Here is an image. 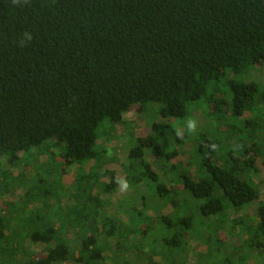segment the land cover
Returning <instances> with one entry per match:
<instances>
[{"label":"trees","instance_id":"16d2710c","mask_svg":"<svg viewBox=\"0 0 264 264\" xmlns=\"http://www.w3.org/2000/svg\"><path fill=\"white\" fill-rule=\"evenodd\" d=\"M258 68L264 0H0V264H130L135 252L177 264L192 222L171 218L182 193L201 201L197 228L235 211L228 228L262 253L264 80L249 79ZM145 109L156 120L121 135V177L114 126ZM198 109L214 130L189 131ZM187 141L195 170L176 174ZM119 180L130 187L114 207ZM256 201L255 219L243 215ZM160 222L171 237L147 234Z\"/></svg>","mask_w":264,"mask_h":264},{"label":"rangeland","instance_id":"374dc122","mask_svg":"<svg viewBox=\"0 0 264 264\" xmlns=\"http://www.w3.org/2000/svg\"><path fill=\"white\" fill-rule=\"evenodd\" d=\"M249 79H253L259 83L262 82L264 80V68H258L257 70L253 71L250 74ZM147 109H145L144 111L146 114V115L143 114L144 117L142 115L133 116L131 114H128L124 117L122 122L114 126V131H115L114 133L118 138L113 140L111 145L112 149L109 153L110 155H114L113 167L115 171L120 172L121 177H124V174H122L123 171L121 169V166L125 163L126 155L128 153V147H127L128 143L126 137H122L121 135L124 132L126 133L129 130H131V128H136V129L143 128L146 124L145 120L146 121H151L153 119L156 120L155 115H153L154 112H148ZM205 114H206L205 109L204 110L198 109L197 111L193 112V116L196 119L195 129L200 132H203L205 129H210V130L215 129V124L213 123V121L209 120ZM176 125H181V123L177 122ZM135 145L136 142L133 141L131 143V147ZM181 147H182L180 149L181 152H179L180 154L171 160V163L175 164L177 167L172 170L169 166V169H171L172 172L176 171L177 174L183 168H188L190 171V175H192L193 171L195 170V167L193 165L192 160L189 158L188 153L192 152L194 143L192 141H187ZM156 171L158 174L160 173V171L158 170ZM130 173L131 175H135V172H133L132 170H130ZM52 178H54L55 179L54 181L58 183V178L56 176L53 175ZM62 179L65 185L68 186L69 185L68 183L71 180V176H69V174H64ZM256 180L261 181L260 188L264 190V170H261L260 173H257ZM22 185L23 183L19 184L18 186L13 183L10 185V187L11 189H13L15 187L18 188ZM135 187L136 188L140 187L143 189V185L138 187L135 186ZM153 189L154 187H152L151 185L148 186L146 192L147 194L151 193L149 196L154 195ZM125 195L123 192L120 191L116 196H114L112 202L114 207L116 201L119 202L125 201L126 199ZM179 196L180 195H178V197ZM178 200H179L178 211H176L172 215L171 217L172 220L176 219L177 221L180 216L184 218L183 216H185V214L188 213L189 215H191L192 222H190L191 228L188 229V231H186L184 236L186 240V244L185 245L182 244L181 246L183 247L185 253L183 254V257L179 259V262L177 264H264V249L262 253H259L258 250L256 249L246 247L243 244V242L247 240V233L240 226L238 227L236 226L235 229L233 230L231 228H228L229 227L228 221L231 220L232 216L240 217L241 214L236 213L235 211H230L228 215H224L226 219L225 223L224 222L220 223L218 227L215 224H209L210 228H204V227L197 228L196 222H197L198 214L196 213V210H197V205H199L201 201L193 200V198L186 195V193H182V196L180 197V199L178 198ZM258 205H259L258 201L249 204L247 209L244 211L243 215L251 216L253 217V219H255ZM165 209L167 213L169 212L171 213L172 211V208H170L169 206L166 207ZM154 216L155 215H153L152 217ZM198 221L200 222V219H198ZM219 221L220 222L222 221V217L215 219V222L219 223ZM161 223L163 224V222H160V224L157 225L153 231L151 230L147 234L150 237L155 236L156 238H161L164 236L166 238L171 237V235L174 233V230L166 231ZM132 225L135 226L134 223ZM132 225L129 224L130 227H132ZM138 225L142 226L143 223H140ZM210 230L216 232L218 236V241H220L222 245L216 242V240H214V236L210 235L212 234ZM138 236L139 235L132 236L130 239L131 242L135 243V241L138 239ZM208 236L210 239L207 238ZM148 248L149 247L147 246L144 249V251H142L141 255H143L144 252L148 251ZM174 250L176 251V249ZM150 253L153 254V256L151 254L150 255L155 259V261H162V259H160V257L158 256L159 254L158 252L153 251ZM239 255L242 257V259L238 260L237 258ZM139 256L137 252H135L134 254L133 253L128 254L126 258L130 260L129 261L130 264H145V261H143L144 257L142 256L139 257ZM243 260H245L244 263H242Z\"/></svg>","mask_w":264,"mask_h":264},{"label":"clouds","instance_id":"9594fccd","mask_svg":"<svg viewBox=\"0 0 264 264\" xmlns=\"http://www.w3.org/2000/svg\"><path fill=\"white\" fill-rule=\"evenodd\" d=\"M28 39H31V37L28 36ZM187 127H188L189 131H194L195 130V121L189 120L187 122ZM177 135L179 136L180 133L178 132ZM117 184H118L121 192H126L129 190L130 185L128 184V182L126 180H119V181H117Z\"/></svg>","mask_w":264,"mask_h":264},{"label":"crops","instance_id":"0c3cea01","mask_svg":"<svg viewBox=\"0 0 264 264\" xmlns=\"http://www.w3.org/2000/svg\"><path fill=\"white\" fill-rule=\"evenodd\" d=\"M138 187V186H137ZM135 189H137V190H142V188H140V187H138V188H136V187H134Z\"/></svg>","mask_w":264,"mask_h":264}]
</instances>
